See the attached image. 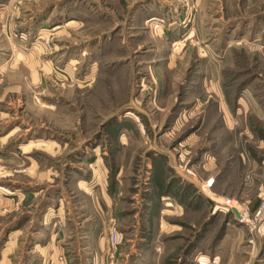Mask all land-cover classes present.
<instances>
[{
	"label": "rangeland",
	"instance_id": "374dc122",
	"mask_svg": "<svg viewBox=\"0 0 264 264\" xmlns=\"http://www.w3.org/2000/svg\"><path fill=\"white\" fill-rule=\"evenodd\" d=\"M211 198L264 201V0H0V262L196 264Z\"/></svg>",
	"mask_w": 264,
	"mask_h": 264
},
{
	"label": "crops",
	"instance_id": "0c3cea01",
	"mask_svg": "<svg viewBox=\"0 0 264 264\" xmlns=\"http://www.w3.org/2000/svg\"><path fill=\"white\" fill-rule=\"evenodd\" d=\"M180 170V171H179ZM176 170L177 176H174V179H177L179 177L184 181L181 182V184H178L177 191L180 192L181 197H179L177 194L173 196H178V197H173L172 195H162L160 197V201L164 203V205L168 208L169 212H164L161 211L160 215L163 216V218L160 219V226H163L164 231H169L174 224H170L169 221L167 223L165 217L169 215H175V213H178L177 216L181 217L184 214L183 210V196H186V191H193V193L190 195V200L193 199H198L197 203L195 204L196 207H198V204L201 203V196H199V193L204 194L203 186L205 185L204 183L200 182L197 178H192V177H187L186 174H184V171L179 169ZM172 184V183H171ZM189 185L188 188H186ZM170 187V184H169ZM175 190V188H174ZM186 190V191H185ZM175 192V191H174ZM16 195V194H14ZM33 194L30 196L32 197ZM198 195V196H197ZM28 195V197H30ZM35 196V193L34 195ZM197 196V197H196ZM177 198V199H176ZM179 198V199H178ZM23 201L24 203L26 202L27 195L23 196ZM183 199V200H182ZM179 200V201H177ZM160 203V202H159ZM211 204V203H210ZM213 204H211L212 207ZM172 213V214H171ZM232 215V214H231ZM232 221L225 219L224 224L221 226L223 229L222 235L219 237V242L215 245L214 250H212V253H205L203 254L202 252H199V254L195 255V259L193 260L194 263L198 264H219L221 262L222 256L226 253L229 255V251L227 250V244L229 243L228 241L235 240L238 242L240 245L239 247L241 248L240 253L242 254H237L236 251V259L233 260L234 264H262L264 262V228L261 227L259 230V234H257L255 237H252L250 240L249 238V233L247 229L238 224L236 221V217L232 215ZM55 227L57 228L56 223H58L57 220L53 221ZM166 228V229H165ZM172 231V230H171ZM63 234V229L59 228L57 235L61 236ZM56 235V236H57ZM103 235L98 236V240L100 245L103 246L104 244V239L102 238ZM257 240V241H256ZM242 244L246 245V248L242 247ZM197 246V245H196ZM196 249H198L196 247ZM154 250H160V249H154ZM263 252V253H262ZM40 253H42V263L40 264H67V262L63 261L62 258H60V255L64 253L62 247H60V244H49V245H43L40 248ZM135 253V252H134ZM133 253V254H134ZM137 258L139 256V253L136 252ZM135 256V255H134ZM244 256V257H242ZM259 256V260L257 257ZM255 257V258H254ZM60 258V259H59ZM250 259V261H247V259ZM252 259H254L252 261ZM257 261V262H256ZM3 263V260L0 262V264ZM232 263V260L231 262ZM229 263V264H230ZM4 264V263H3Z\"/></svg>",
	"mask_w": 264,
	"mask_h": 264
},
{
	"label": "built area",
	"instance_id": "2783aa9c",
	"mask_svg": "<svg viewBox=\"0 0 264 264\" xmlns=\"http://www.w3.org/2000/svg\"><path fill=\"white\" fill-rule=\"evenodd\" d=\"M213 184V180L208 181L205 183L203 186V190L205 191V188H211ZM214 208L216 211H224L228 214H232L236 217L235 213L233 210H236L238 213V218L236 217V221L238 224L242 226H246L250 232H254L256 230L261 222H264V201L259 207L258 210L251 212L249 208H247L245 205L242 203H239L237 200L233 198H224L222 200L218 199H212ZM117 238L118 236H114V243H117Z\"/></svg>",
	"mask_w": 264,
	"mask_h": 264
},
{
	"label": "water",
	"instance_id": "95a60500",
	"mask_svg": "<svg viewBox=\"0 0 264 264\" xmlns=\"http://www.w3.org/2000/svg\"><path fill=\"white\" fill-rule=\"evenodd\" d=\"M233 211H234L236 217L238 218L239 215H238L237 211L236 210H233Z\"/></svg>",
	"mask_w": 264,
	"mask_h": 264
}]
</instances>
